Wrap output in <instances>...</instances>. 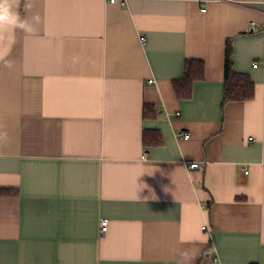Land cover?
<instances>
[{
    "label": "crops",
    "instance_id": "crops-1",
    "mask_svg": "<svg viewBox=\"0 0 264 264\" xmlns=\"http://www.w3.org/2000/svg\"><path fill=\"white\" fill-rule=\"evenodd\" d=\"M30 2L0 28V264H264V0Z\"/></svg>",
    "mask_w": 264,
    "mask_h": 264
},
{
    "label": "trees",
    "instance_id": "trees-1",
    "mask_svg": "<svg viewBox=\"0 0 264 264\" xmlns=\"http://www.w3.org/2000/svg\"><path fill=\"white\" fill-rule=\"evenodd\" d=\"M184 76L173 80L174 89L180 99L190 98L193 93V85L197 80L204 78L205 65L201 59H187ZM234 48L232 40L226 44L225 55V91L224 103L231 101H245L253 98L255 84L250 74L239 72L234 65ZM146 108H151L149 105ZM144 142L147 146L162 144V135L158 131H146Z\"/></svg>",
    "mask_w": 264,
    "mask_h": 264
},
{
    "label": "clouds",
    "instance_id": "clouds-1",
    "mask_svg": "<svg viewBox=\"0 0 264 264\" xmlns=\"http://www.w3.org/2000/svg\"><path fill=\"white\" fill-rule=\"evenodd\" d=\"M21 0H0V28L11 27L17 31L24 33H32L34 31L33 21L38 22L39 17L35 16L30 21L27 17L20 15ZM32 7L30 0H24V9L30 10ZM6 66L11 68L12 62L8 61ZM153 196H155L153 194ZM192 257L186 252L180 253V259L177 264H191Z\"/></svg>",
    "mask_w": 264,
    "mask_h": 264
},
{
    "label": "built area",
    "instance_id": "built-area-1",
    "mask_svg": "<svg viewBox=\"0 0 264 264\" xmlns=\"http://www.w3.org/2000/svg\"><path fill=\"white\" fill-rule=\"evenodd\" d=\"M112 2H114L115 0H111ZM205 9H206V7L205 8H203V10L205 11ZM255 25H257V23L255 22V21H253L252 22V26H255ZM258 66V62H255L254 63V67H257ZM149 82H153V79H150V81ZM184 135V137H189L188 135L189 134H183ZM200 164L198 163V162H191V163H189V168H191V169H193V168H196V167H198ZM108 219H106V218H102L101 219V223H100V226H101V232L103 233V232H105L106 230H107V226H108Z\"/></svg>",
    "mask_w": 264,
    "mask_h": 264
}]
</instances>
